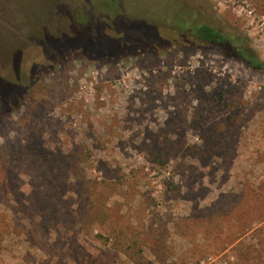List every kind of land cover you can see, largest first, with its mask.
Instances as JSON below:
<instances>
[{"label": "rangeland", "instance_id": "rangeland-1", "mask_svg": "<svg viewBox=\"0 0 264 264\" xmlns=\"http://www.w3.org/2000/svg\"><path fill=\"white\" fill-rule=\"evenodd\" d=\"M111 1L0 0V264H264V72L175 43L169 0H116L174 42L157 54L61 45ZM170 1L264 61V0Z\"/></svg>", "mask_w": 264, "mask_h": 264}, {"label": "trees", "instance_id": "trees-1", "mask_svg": "<svg viewBox=\"0 0 264 264\" xmlns=\"http://www.w3.org/2000/svg\"><path fill=\"white\" fill-rule=\"evenodd\" d=\"M170 2V8L163 16L168 37L176 43L177 39L190 42L191 38L200 43L221 46L225 51L223 56L241 62L247 68L264 72V61L259 59L256 52L249 46L246 37L226 35L209 23L198 19L191 20L188 12L183 10L178 1ZM119 8V10H118ZM118 10V11H116ZM74 23L77 24L69 36L64 37V45L71 50L74 56L83 55L87 59L111 62L137 57L143 54H157L172 46L171 40L162 37V30L158 25L150 22L151 19L142 16H127L120 10L116 0L104 7H94L92 11L76 9ZM162 12V11H159ZM152 21V20H151ZM187 37L190 38L187 40ZM123 231L111 233V246L122 254H128L138 245V240L122 237ZM109 238H106L108 240ZM140 251V250H137ZM135 264H143V256L136 251L131 254Z\"/></svg>", "mask_w": 264, "mask_h": 264}]
</instances>
